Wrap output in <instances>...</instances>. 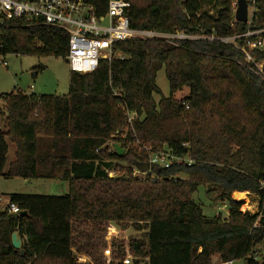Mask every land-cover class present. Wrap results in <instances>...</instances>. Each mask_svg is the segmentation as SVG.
Returning a JSON list of instances; mask_svg holds the SVG:
<instances>
[{"label":"trees","instance_id":"obj_1","mask_svg":"<svg viewBox=\"0 0 264 264\" xmlns=\"http://www.w3.org/2000/svg\"><path fill=\"white\" fill-rule=\"evenodd\" d=\"M107 1L89 0L97 17ZM127 1L131 29L188 38L118 43L124 59L70 71L67 96L0 95V178L68 185L63 196H8L28 216L0 211V264H81L78 255L104 248L110 222L143 233L125 251L145 264H212L215 255L218 264H264L255 256L264 244V82L237 48L240 36L264 30V0H254L247 23L234 21L235 0ZM28 23L12 20L0 31L3 54L66 60L65 31ZM230 37H239L237 47L221 42ZM252 55L264 74V48ZM162 68L168 97L156 85ZM9 144L14 160L5 170ZM161 150L180 163L150 164ZM119 163L125 176L110 177ZM144 165L143 177L132 176ZM200 186L226 203V218L203 215L192 200ZM236 192L257 197L258 212H242ZM14 232L23 255L11 245Z\"/></svg>","mask_w":264,"mask_h":264},{"label":"rangeland","instance_id":"obj_2","mask_svg":"<svg viewBox=\"0 0 264 264\" xmlns=\"http://www.w3.org/2000/svg\"><path fill=\"white\" fill-rule=\"evenodd\" d=\"M251 6H248V22L254 12L252 6L254 0H248ZM234 11L236 9V0L234 2ZM210 7H206L209 10ZM7 67L0 66V95L9 94L11 92L20 91L25 95L35 96H67L69 94V76L70 66L65 60L52 56L37 58L34 56H19L9 55L6 57ZM33 74H36L33 76ZM156 85L159 88L163 97L169 96V86L165 77L164 69L162 68L156 75ZM188 93L187 89H183L174 95L175 99L180 100ZM155 100L158 101L160 96L155 95ZM0 112H2V102L0 100ZM3 124L0 116V130H3ZM137 144V143H136ZM113 144L107 143V148L113 151ZM148 150V149H146ZM165 154L163 150L158 152V155L149 154L148 158L152 159ZM163 159V158H162ZM14 160V147L9 144L7 154V169L9 163ZM128 168L127 164L119 163L115 170L109 173L110 177L125 176L123 171ZM125 169V170H124ZM132 176L143 177L134 166L131 168ZM68 185L64 182L54 180H24L19 178L4 179L0 178V193L2 197L8 198L12 194L34 195V196H63L68 192ZM205 186L198 187L197 191L192 195L193 202L198 205L202 213L207 218H213L218 214L222 218L228 216V208L226 203L218 199L217 195H208ZM234 195V194H233ZM232 195V197H233ZM237 201H242V212L256 213L258 212L259 199L248 193H242L241 198ZM143 239L142 232H136L130 224L127 223H108L106 233L102 237L104 248L94 258L85 255H78V263L81 264H121V260L125 255L131 256V264H145L144 260L134 258L127 247L130 246L131 240ZM122 250H121V249ZM110 250V255L105 256L104 251ZM123 251L125 255L121 258L119 253ZM258 254L255 256H263L264 259V244L257 248ZM262 260V259H261ZM247 259L234 261L232 264H246ZM260 261V258H258ZM212 263H219V257L214 256Z\"/></svg>","mask_w":264,"mask_h":264},{"label":"built area","instance_id":"obj_3","mask_svg":"<svg viewBox=\"0 0 264 264\" xmlns=\"http://www.w3.org/2000/svg\"><path fill=\"white\" fill-rule=\"evenodd\" d=\"M130 3L127 0H108L106 13L97 17L89 0H0V31L12 20L26 19L34 25L55 27L65 31L68 38L67 63L72 72L88 74L96 70L101 60L124 59L114 50L121 42L136 39H185L183 34L165 35L152 31H137L130 27L127 11ZM27 23V22H26ZM28 23V24H30ZM263 31L248 32L244 38V46L237 47L235 40L239 37L221 39L225 44L237 47L244 55L245 61L251 64L249 69L264 82L262 63L253 60L252 52L264 48V39L251 40ZM0 45V66L7 67L6 57ZM149 160L150 164L168 167L172 162L180 163L179 159L160 155ZM163 158V159H162ZM1 211L18 216L19 209L0 196ZM105 256L110 250L104 251ZM121 264H131V256L125 255Z\"/></svg>","mask_w":264,"mask_h":264},{"label":"water","instance_id":"obj_4","mask_svg":"<svg viewBox=\"0 0 264 264\" xmlns=\"http://www.w3.org/2000/svg\"><path fill=\"white\" fill-rule=\"evenodd\" d=\"M248 0H236V9L234 11V21L239 22V23H247L248 22ZM67 63V60H65ZM35 76V74H33ZM114 149L116 150L117 154L119 156L122 155L123 150H121L117 145L114 146ZM149 167L147 165L141 166L138 168L139 172L141 173H146L148 171ZM242 193L236 192L234 193L232 200L234 202H240L237 201L238 197L241 196ZM20 217H26L28 216L26 211H20L19 215ZM11 245L14 249L15 252L19 251L20 255H23V250L21 248L22 246V241L21 238L19 237L18 233L14 232L11 235ZM264 263V261H263Z\"/></svg>","mask_w":264,"mask_h":264},{"label":"crops","instance_id":"obj_5","mask_svg":"<svg viewBox=\"0 0 264 264\" xmlns=\"http://www.w3.org/2000/svg\"><path fill=\"white\" fill-rule=\"evenodd\" d=\"M35 75H36V74H35ZM67 190H68V189H67ZM1 195L3 196L2 193H0V196H1ZM2 196H1V197H2ZM1 210H2V209H1V206H0V211H1ZM212 264H218V263H212Z\"/></svg>","mask_w":264,"mask_h":264},{"label":"bare ground","instance_id":"obj_6","mask_svg":"<svg viewBox=\"0 0 264 264\" xmlns=\"http://www.w3.org/2000/svg\"><path fill=\"white\" fill-rule=\"evenodd\" d=\"M241 196H242V195H241ZM241 196H239L238 199L241 198Z\"/></svg>","mask_w":264,"mask_h":264}]
</instances>
